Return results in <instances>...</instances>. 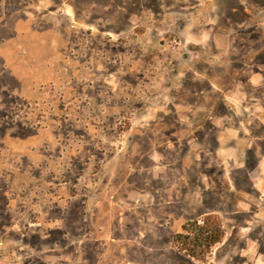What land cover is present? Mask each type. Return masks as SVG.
I'll list each match as a JSON object with an SVG mask.
<instances>
[{"label": "rangeland", "instance_id": "rangeland-1", "mask_svg": "<svg viewBox=\"0 0 264 264\" xmlns=\"http://www.w3.org/2000/svg\"><path fill=\"white\" fill-rule=\"evenodd\" d=\"M0 264H264V0H0Z\"/></svg>", "mask_w": 264, "mask_h": 264}, {"label": "trees", "instance_id": "trees-1", "mask_svg": "<svg viewBox=\"0 0 264 264\" xmlns=\"http://www.w3.org/2000/svg\"><path fill=\"white\" fill-rule=\"evenodd\" d=\"M181 232L173 236V243L186 256L203 261L210 250L222 241L223 231L218 218L205 215L182 225Z\"/></svg>", "mask_w": 264, "mask_h": 264}, {"label": "crops", "instance_id": "crops-1", "mask_svg": "<svg viewBox=\"0 0 264 264\" xmlns=\"http://www.w3.org/2000/svg\"><path fill=\"white\" fill-rule=\"evenodd\" d=\"M212 126L215 127L214 124H213ZM221 134H222V132H220V131L217 133V140H216V141H217L218 143H220V138H219V137L221 136Z\"/></svg>", "mask_w": 264, "mask_h": 264}]
</instances>
